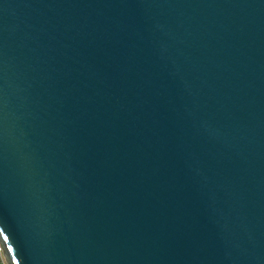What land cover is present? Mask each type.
Instances as JSON below:
<instances>
[{
	"label": "water",
	"instance_id": "water-1",
	"mask_svg": "<svg viewBox=\"0 0 264 264\" xmlns=\"http://www.w3.org/2000/svg\"><path fill=\"white\" fill-rule=\"evenodd\" d=\"M0 229L10 264H264V0H0Z\"/></svg>",
	"mask_w": 264,
	"mask_h": 264
},
{
	"label": "built area",
	"instance_id": "built-area-1",
	"mask_svg": "<svg viewBox=\"0 0 264 264\" xmlns=\"http://www.w3.org/2000/svg\"><path fill=\"white\" fill-rule=\"evenodd\" d=\"M0 264H10L1 242H0Z\"/></svg>",
	"mask_w": 264,
	"mask_h": 264
},
{
	"label": "snow or ice",
	"instance_id": "snow-or-ice-1",
	"mask_svg": "<svg viewBox=\"0 0 264 264\" xmlns=\"http://www.w3.org/2000/svg\"><path fill=\"white\" fill-rule=\"evenodd\" d=\"M2 230H3V229H0V231H2ZM4 239H5V240H7V239H8V237H7V236H5V237H4ZM9 251H11V249H9Z\"/></svg>",
	"mask_w": 264,
	"mask_h": 264
}]
</instances>
